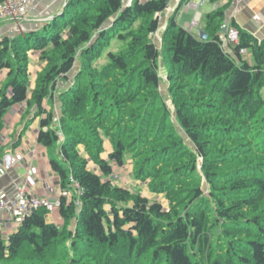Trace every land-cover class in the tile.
Returning <instances> with one entry per match:
<instances>
[{
    "label": "trees",
    "instance_id": "16d2710c",
    "mask_svg": "<svg viewBox=\"0 0 264 264\" xmlns=\"http://www.w3.org/2000/svg\"><path fill=\"white\" fill-rule=\"evenodd\" d=\"M170 2L69 0L43 29L3 38L0 130L28 101L29 53L42 51L30 100L43 116L38 143L60 149L50 165L72 196L60 199L62 225L38 209L7 240L0 233V264H264V40L233 23L239 44L229 53L218 36L223 11L206 17V39L176 12L159 46ZM78 63L56 124L44 101ZM128 161L168 209L136 184L114 183V166Z\"/></svg>",
    "mask_w": 264,
    "mask_h": 264
},
{
    "label": "crops",
    "instance_id": "0c3cea01",
    "mask_svg": "<svg viewBox=\"0 0 264 264\" xmlns=\"http://www.w3.org/2000/svg\"><path fill=\"white\" fill-rule=\"evenodd\" d=\"M127 1V0H126ZM145 2L147 0H140ZM183 0H171L167 10L160 14L159 23L160 29L166 28L169 19L176 12V22L178 19L190 15L191 11H195V16L192 22L185 21V26H181L193 32V22L196 16L200 18V34L208 36L206 33V17L214 11H223V24L228 27L236 23L241 29L253 35L259 41L264 40V0H222L217 3H212L210 0H205L202 6H192L187 9L186 3L180 9V4ZM65 0H36L33 8L30 9L27 15V21L22 25V33L27 34L37 30L43 29L49 22L57 16L64 13ZM211 7H208L210 6ZM199 7L206 8L203 12H199ZM10 24L0 25V34L5 36L10 31ZM228 29V28H227ZM227 32V31H226ZM218 36L223 42L224 49L232 53L233 45L226 42V33L218 32ZM154 41L160 46L161 36L160 31L154 37ZM53 48L49 45L45 52ZM244 58L253 63V56L251 53L244 55ZM47 62L42 58V51H31L29 53V76L31 80L28 101L12 106L3 117V128L0 130V155L7 151L19 152L24 155V160L14 169L9 171L4 177L0 179V191L9 196H16L18 188L30 177L31 192L34 195L45 196L52 189L55 188L56 193L62 191L60 177L53 171L50 160L52 157L62 160L60 149L54 147L47 149L38 143V135L41 130V120L43 116H38V109L36 105L31 104L32 91L35 89V80L46 68ZM79 70V63L67 75L58 80L51 97L45 99L44 109L52 111L54 116L58 119L60 117V103L58 96L73 83L74 77ZM8 70L0 72V90L5 84L8 77ZM106 152L103 154L104 159H108L112 151L109 141L105 143ZM115 170H116V166ZM71 196L72 194L69 193ZM147 197V196H146ZM150 199V197H147ZM48 223L60 226L63 224V219L57 213L54 217L47 215ZM8 225L4 222L0 215V232L8 233ZM17 229L12 230L14 233ZM3 231V232H2ZM6 236V235H5ZM10 236V235H9ZM8 238V235H7Z\"/></svg>",
    "mask_w": 264,
    "mask_h": 264
},
{
    "label": "built area",
    "instance_id": "2783aa9c",
    "mask_svg": "<svg viewBox=\"0 0 264 264\" xmlns=\"http://www.w3.org/2000/svg\"><path fill=\"white\" fill-rule=\"evenodd\" d=\"M36 0H7L0 3V25L10 24L11 29L7 35L3 36L0 34V43L3 41L4 37H13L17 34L22 33V25L27 21V15ZM65 0L64 7H66L67 2ZM132 0H129L127 6H130ZM205 4V0H189L186 3L187 9L192 6H202ZM200 18L196 16L193 26L191 28L197 27L199 25ZM201 35V39H206L205 35ZM226 42L233 46L239 44V33L237 29L233 26L228 27L226 32ZM249 52L246 49H241V55H247ZM58 122V120H55ZM60 139L63 140V135L59 134ZM24 155L19 152L7 151L3 155H0V179L4 177L9 171L17 167L23 160ZM57 197L46 196H35L31 192L30 177L27 176L26 180L18 188L16 196H9L6 193L0 191V215L2 216L4 222L9 224L20 225L23 219L30 215L33 210L45 209L48 212H54L58 210L61 206V197L67 196L71 197L69 193L63 191L58 192ZM78 203V202H77Z\"/></svg>",
    "mask_w": 264,
    "mask_h": 264
},
{
    "label": "rangeland",
    "instance_id": "374dc122",
    "mask_svg": "<svg viewBox=\"0 0 264 264\" xmlns=\"http://www.w3.org/2000/svg\"><path fill=\"white\" fill-rule=\"evenodd\" d=\"M193 2H196V0H193ZM128 3H129V0L126 1V5ZM132 3H133V0H132ZM208 7H211V5L208 6ZM205 9L206 8L199 7L198 11L199 12H203V10H205ZM194 16H195V11H191L190 15L185 16L184 18L183 17L179 18L178 19V24L184 27L185 26V23H186L185 21L192 22V18ZM198 23L200 24V21ZM198 26L197 27H194L193 33L196 34L197 37L201 38V35H200V31L201 30H200V28ZM66 33H67V31H66ZM163 73L164 72H163V69H162L161 70V74L164 76ZM161 91H162V93L165 96L166 85L164 83L162 84ZM262 96L264 97V89L262 90ZM164 98H165L166 101L168 100L166 96ZM56 119H58V118H56V117L54 118V123L57 124L58 122L55 121ZM113 179H114V183H116V184H118L120 186H123V187H129L131 189H135V187H134L135 184L138 185L139 187H141V191H142V194L144 196L150 197V200H156V201L160 202L161 204L164 205V208L168 209L169 202L166 199V197H165L164 194L154 195L153 193H151L149 191V189L147 187V186H149L148 185L149 184L148 183L149 181L148 182H145V183H141V182H138V181H134V178L132 176V163H131V161H128L127 164L124 167H122V168H116L115 173L113 175ZM55 192H56V190L54 188L49 193H47L46 195H48L49 197H53V198L59 196L58 193L55 194ZM35 196H38V195H35ZM68 198H70V197H68ZM107 209L110 210L109 207H107ZM57 213L59 214V209L58 210H55L54 212H48L47 215H49V217H51V216L54 217L55 215H57ZM7 224H9V223H7ZM18 226L19 225H17V224H9L8 225V229L11 228L10 231L8 230V233H3V234L1 232L0 233L3 235L4 239L7 240L9 238V235L13 234L12 233L13 232L12 230L17 229ZM7 235H8V238H7Z\"/></svg>",
    "mask_w": 264,
    "mask_h": 264
},
{
    "label": "water",
    "instance_id": "95a60500",
    "mask_svg": "<svg viewBox=\"0 0 264 264\" xmlns=\"http://www.w3.org/2000/svg\"><path fill=\"white\" fill-rule=\"evenodd\" d=\"M228 26L226 24H223L221 27V32L222 33H226ZM165 28H161L160 31V36H162L163 32H164ZM36 210H33V212H35Z\"/></svg>",
    "mask_w": 264,
    "mask_h": 264
},
{
    "label": "bare ground",
    "instance_id": "6f19581e",
    "mask_svg": "<svg viewBox=\"0 0 264 264\" xmlns=\"http://www.w3.org/2000/svg\"><path fill=\"white\" fill-rule=\"evenodd\" d=\"M102 55V54H101Z\"/></svg>",
    "mask_w": 264,
    "mask_h": 264
}]
</instances>
